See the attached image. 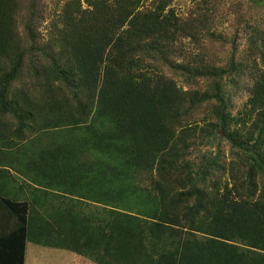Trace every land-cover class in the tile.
<instances>
[{"label": "trees", "instance_id": "obj_1", "mask_svg": "<svg viewBox=\"0 0 264 264\" xmlns=\"http://www.w3.org/2000/svg\"><path fill=\"white\" fill-rule=\"evenodd\" d=\"M175 1L0 0V264H264V19Z\"/></svg>", "mask_w": 264, "mask_h": 264}, {"label": "rangeland", "instance_id": "obj_2", "mask_svg": "<svg viewBox=\"0 0 264 264\" xmlns=\"http://www.w3.org/2000/svg\"><path fill=\"white\" fill-rule=\"evenodd\" d=\"M47 4L50 6L55 5L59 0H46ZM264 1V0H263ZM174 6L176 7L177 11L181 14H188L191 12L192 8H194V4L191 0H176L174 3ZM219 7H221V10L225 14V19L221 22V25L219 26V31L225 33V37L227 38V45L228 48H225V46H220L218 52L219 56L221 58H224L229 53V48H231V39L237 33L236 25L239 21L245 22L247 19H257L258 21L262 22V19H264V2H260V0H221L219 3ZM242 17L243 20H239V18ZM239 20V21H238ZM241 44L240 46V52L239 54L243 53L244 47L246 42L244 40H240ZM211 52L207 53L209 56V59L213 62H217L221 64L222 60H216L215 56L210 55ZM252 67H254V63L251 62ZM255 64L258 67H263L260 60H257ZM248 73L250 75V70L248 69ZM248 82L251 81V75L250 77L246 78ZM204 82H202V85ZM248 89L246 88V91H240L239 95L237 96V110L239 108H242L245 104V102L248 100L249 95L247 93ZM238 111H235L234 114H237ZM203 116H199V121L203 124L202 120ZM223 136V133L218 136L219 139H221ZM226 142L225 146L223 147L224 154H225V160H230L232 158V153L230 150V145L228 144L227 140H224ZM204 151L212 152V148L210 146H205ZM227 160V161H228ZM228 177L229 175L226 174ZM230 182H233L232 179H230ZM40 251L41 253H38ZM29 261L28 264H74L73 262V253L65 251V250H58L53 248H46L44 246L30 244L29 249ZM65 253V254H60ZM46 254V255H45Z\"/></svg>", "mask_w": 264, "mask_h": 264}, {"label": "crops", "instance_id": "obj_3", "mask_svg": "<svg viewBox=\"0 0 264 264\" xmlns=\"http://www.w3.org/2000/svg\"><path fill=\"white\" fill-rule=\"evenodd\" d=\"M13 172H14V170H12ZM15 173V172H14ZM2 175H6V174H2ZM0 180L2 181V182H4L5 183V185L11 180V178L9 177V176H1V178H0ZM19 182H21V184H23L22 182H24L21 178H20V180H18ZM10 183V182H9ZM0 185H3V184H1L0 183ZM12 185H14V186H18L17 184H15L14 182H12ZM4 186V185H3ZM19 187V186H18ZM23 187H24V185H22V187H20V189H19V191L18 192H16V195H17V197H21V198H25L26 197V195H24V189H23ZM26 192H28V190L26 191ZM47 248V247H46ZM29 249H30V244L28 245V249H27V256H26V264H28V261H29ZM53 249H55V248H53ZM38 253H41L40 251H38ZM60 254H65V253H60ZM46 255V254H45ZM75 260V256L73 255V261Z\"/></svg>", "mask_w": 264, "mask_h": 264}]
</instances>
